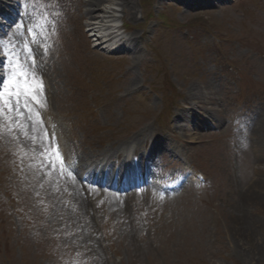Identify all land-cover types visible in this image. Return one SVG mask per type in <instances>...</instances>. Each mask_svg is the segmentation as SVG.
<instances>
[{
    "label": "rangeland",
    "instance_id": "obj_1",
    "mask_svg": "<svg viewBox=\"0 0 264 264\" xmlns=\"http://www.w3.org/2000/svg\"><path fill=\"white\" fill-rule=\"evenodd\" d=\"M31 1L38 16L32 19L36 46L40 53L47 48L45 68L56 80L48 89L57 93L40 109L26 99V79L9 72L13 84L0 104V179L7 178L0 196L7 188L14 202H0V264H264V159L255 162L249 150L234 147L231 124L241 105L260 103L264 110V0H224L200 10H188L181 0H131L133 17L124 11L130 20L125 23L129 35L137 34L147 67L132 66L129 54L102 53L91 44L79 20L82 0ZM144 30L147 36L140 37ZM130 72L137 86H126ZM206 81L222 97L216 115L209 117L204 108L212 105L205 103L204 113L197 111L205 122L189 119L197 139L185 145V129L178 127L180 137L169 146L207 182L175 197L136 193L125 212L102 200L89 222L51 175L56 166L49 163L57 154L28 109L47 113L74 154L91 156L140 133H166L173 115L191 102L192 84ZM216 116L221 123H214ZM216 125L223 128L212 134L208 127ZM160 157L170 161L168 154ZM185 165L179 161L164 172L171 176ZM253 181L256 200L243 212L261 224L241 240L232 235L231 244V193Z\"/></svg>",
    "mask_w": 264,
    "mask_h": 264
},
{
    "label": "bare ground",
    "instance_id": "obj_2",
    "mask_svg": "<svg viewBox=\"0 0 264 264\" xmlns=\"http://www.w3.org/2000/svg\"><path fill=\"white\" fill-rule=\"evenodd\" d=\"M183 1L186 5V7H189V3H191V0H181ZM194 1V0H193ZM14 0H0V18H2L4 21L8 24H12L14 27L15 25V6L12 4ZM160 3V1H159ZM133 3L131 0H83L80 3V6L82 7L83 14L79 18V20H85V24L87 27H89V32L94 31L95 33L98 31V27H103V26H112L115 20H121L124 22H130L129 18H132L133 14V9L132 6ZM128 12L129 16L124 17L125 12ZM118 13V14H116ZM121 13V15L119 14ZM127 27H124V25L121 26V29H123V33H118L114 37H119V42L121 47L118 48V50H122V52H127L131 57V64L132 66H139V64L144 63V58L142 59V55L139 54V44L137 42L138 36L137 34L134 35H125L126 38L124 39L122 35L125 33V29ZM8 31L10 33V36H8V41L11 40L12 36L15 39V41H10L11 45H15L17 41H22V33L18 29V31L15 33L13 31V28L7 29V25L3 26L0 23V33H3L5 35V32ZM12 32V36H11ZM149 32V31H148ZM147 31H143L142 34L139 36H147ZM115 32L110 31V33H107L106 35H103L101 38H96V45H104V44H109L108 42L113 39L109 38V36L113 35ZM18 35V36H17ZM124 36V37H125ZM107 37V38H106ZM139 37V38H140ZM106 38V39H104ZM23 47L27 53V56L29 57H34L35 56V51L29 47H26V44L23 43ZM16 48L13 49V53L16 52ZM33 59L30 60L32 62ZM1 62V60H0ZM31 70L34 72L35 77L37 78L38 72L31 68ZM2 76H0L1 78ZM126 86L129 85L130 87L137 86V82L135 81V75L130 72V74L126 78ZM1 81V80H0ZM36 84H38V80L35 79ZM53 84L55 81L50 78L45 79V84ZM192 89V94H190V103L183 104V107H180V113L173 115L172 121H169L168 123L170 126L166 128L167 130V135H163L161 138H149L148 134H142L140 133L139 136L136 137H131L127 142L123 144H119L117 147L109 146L108 149L100 150L98 151L97 154L92 155V157H85L84 155L81 156V159H79V162L83 165H86L87 162H91L93 165L91 166V170H89V173L92 174L93 176L96 177V181H99V178L102 177L103 172L107 166V160L110 158H115L119 157V155L124 152V151H131L132 154L135 153L138 154V156L141 159H146L145 155H148V157H152L155 154H161V153H169L171 156H174V153L172 151H168L165 149L163 141L165 140H173L176 137V134L174 132V129L181 127L182 129H185L184 136H189L190 138L185 139L186 141H192L197 138L193 137V134L191 131L195 129V127L190 124L189 119L190 118H196V124L205 122L201 118V114H197L198 110H201L203 112V108L206 105L205 103L209 102L211 105H219L221 106L222 104V97L220 95V92L218 91L217 87L212 82L206 81L203 82L202 84H192L191 86ZM57 93V91L55 90ZM50 95L49 98L54 96V93L51 91L48 92ZM191 96L194 97L191 99ZM204 96V97H203ZM200 97H203L200 99ZM200 99V100H197ZM224 104V102H223ZM261 104H259L258 108L254 107L253 110L251 111L253 113L255 121V125L252 127L251 131L253 133L259 134L257 138L252 137V139H247L244 138V140H241V144L244 145L246 151L249 150V156L251 158L253 157V160L255 162H261V160L264 159V149L259 145L258 138L260 139V136L263 135L262 129L264 128L262 126L263 121H264V110H262ZM206 113L209 114H214L216 115V107L214 109L212 107H208L205 109ZM204 113V112H203ZM216 120L214 123H221L222 118L220 116H216ZM194 127V129H193ZM193 129V130H191ZM178 136V135H177ZM174 141V140H173ZM172 141V142H173ZM157 143V144H156ZM156 144V146H155ZM148 151L146 152L147 154H144L143 148H147ZM143 157V158H142ZM138 161L136 164L128 166L127 170V175L123 180L124 185H131L134 181L133 178L130 176V169L131 168H138L140 172L145 170L144 166H147L146 161ZM120 166L123 168V164L121 163ZM59 173V168L57 167L55 169V176ZM117 176V175H116ZM232 176V174L230 175ZM60 179L61 184H65V186L68 188L66 193L68 194V197L70 199L71 197V203L74 207H79L80 209L85 210V216L89 219V222L93 219V217H96L97 211L94 210L92 207H94V202L91 200L88 201V193H84V190H87L88 187L87 185L81 183L76 176H70V180H64L63 178L61 179L60 176H57ZM119 184V183H118ZM256 184L255 181L251 183V187H246V185H242L241 187H237V192L231 193L230 196V203L232 205V209L230 210V214L228 215V218H230V221L232 225L230 226V229L228 231V226H227V232L229 235V242L232 244V242H236V238L232 235L237 236L241 240V238L244 236V234H252V229L253 227L257 224L260 223L257 221L255 218H252L248 213L243 212L248 208L247 203H252V201L256 200L255 194L250 192L251 188L254 187ZM245 190V191H244ZM244 191V193H243ZM262 192V191H261ZM108 198L110 202H115L118 206L123 207L124 212L130 209V205L127 204L126 200H123L117 196H109V195H104L102 196L101 199L105 200ZM245 202V204H244ZM239 203V205H238ZM237 207V208H236ZM241 209V211L239 210ZM88 210V211H87ZM90 211H94L95 214L92 215ZM80 212V211H79ZM239 212L241 214H239ZM79 214V213H78ZM76 214V215H78ZM98 218V217H97ZM88 222V223H89ZM87 223V224H88ZM90 224V223H89ZM261 224V223H260ZM248 232V233H246ZM264 250V249H263ZM264 255V251H263Z\"/></svg>",
    "mask_w": 264,
    "mask_h": 264
},
{
    "label": "snow or ice",
    "instance_id": "obj_3",
    "mask_svg": "<svg viewBox=\"0 0 264 264\" xmlns=\"http://www.w3.org/2000/svg\"><path fill=\"white\" fill-rule=\"evenodd\" d=\"M22 75H23V73H22ZM9 83H11V81H7V82L5 83V87H7V85H8ZM42 89H43V85H42V83L39 85L38 88L31 89V90H30V86H28V85L26 84L25 89H24V92L27 93L28 95H30L31 98H32L33 100H35V99H36V93H37L38 91H42ZM21 94H22V93L19 92V91H17V92L15 93L17 103L19 102V96H20ZM10 110H15V109H11V108H10ZM56 154L59 155L58 152H57Z\"/></svg>",
    "mask_w": 264,
    "mask_h": 264
}]
</instances>
